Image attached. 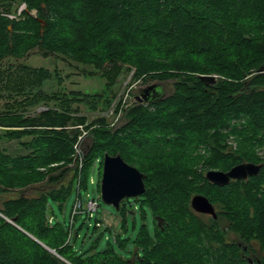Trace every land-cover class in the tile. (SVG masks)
Masks as SVG:
<instances>
[{
  "label": "trees",
  "instance_id": "16d2710c",
  "mask_svg": "<svg viewBox=\"0 0 264 264\" xmlns=\"http://www.w3.org/2000/svg\"><path fill=\"white\" fill-rule=\"evenodd\" d=\"M34 49L89 66L84 73H99L105 90L131 68L133 80L171 79L172 89L122 106L125 120L112 127L79 112L109 105L104 92L48 93L45 81L63 82L58 68L0 67V141L25 151L0 147V264H249L238 243L251 241L264 264V0H0V62ZM77 125L88 129L80 169L69 166ZM105 153L144 173L145 193L121 200L120 227L101 246L111 230L97 216L91 226L86 214L66 224L54 207L62 212L77 184L87 189ZM242 162L262 167L225 185L205 178ZM195 194L216 218L192 210ZM137 213L143 222L123 238ZM84 226L94 237L76 249Z\"/></svg>",
  "mask_w": 264,
  "mask_h": 264
},
{
  "label": "rangeland",
  "instance_id": "374dc122",
  "mask_svg": "<svg viewBox=\"0 0 264 264\" xmlns=\"http://www.w3.org/2000/svg\"><path fill=\"white\" fill-rule=\"evenodd\" d=\"M24 8V4H20L17 7V13H19ZM31 13L35 14V11ZM14 12L10 14L13 16ZM18 62H22L24 64L30 65L32 67H45L50 70L54 69L55 67L58 68L60 74L63 77V82L61 85L57 84L55 80H47L43 83V89L49 92H54L57 90H77L85 93H96V92H104V97L111 99V103L109 105L105 104L104 102H99L95 109H91L88 105L80 104L79 105V112L81 115L86 116L87 122H91L95 120L97 117H104L107 120L109 126L116 127L121 124L125 119L121 111V107L126 108L128 105L137 101V96L140 95L141 90L150 86L155 85L154 89L157 90L160 94H167L172 89V82L173 80L169 79L164 82H161L156 79H132V75L134 72V68H131L130 71H123L122 74L117 78V82L111 87V89L105 90V79L102 78L99 73L94 75H86L83 70L90 69L89 66L78 64L68 59L63 58L60 55H50L49 57H43L39 54V52L34 49L31 50L24 58L21 59H14V58H6L0 62V67H6L9 64H15ZM87 71V70H86ZM105 90V91H104ZM121 102L120 109L118 112H115V106L118 102ZM1 103V101H0ZM45 107L35 108L33 111H39L44 109ZM80 133L77 137V140H80L82 149L84 148V143L87 141L88 129H86L83 125H77ZM80 138V139H79ZM234 140V139H233ZM232 146H235V143ZM0 147H4L5 150L10 154H18L24 153L25 151L21 148L17 141L11 140H1ZM84 151V149H83ZM85 152V151H84ZM262 152H260L261 154ZM73 158V157H72ZM73 163V160H72ZM72 163L69 166H74ZM102 173V165L99 167V164L93 166V168L89 172V177L93 178L96 183L91 184L90 178L87 184V189L81 191V195L84 198L86 193L89 194L90 197L95 196L98 202V209L97 212L93 214V217L88 220V223L93 225L94 216H97L101 220V227H109L111 230L110 232H106L104 237L101 240V246L105 244V237H110L111 240L113 239L112 233L118 231L120 227V217L117 214V211L111 205L105 204L101 197H100V178ZM97 182H99V187L97 192ZM33 193L32 191H27V194ZM17 195L16 192L5 194V197L8 196H15ZM76 195V194H75ZM75 195H72L70 199L67 201L64 209L60 212L56 207L55 215L57 219L64 221L66 224L70 223V210L75 199ZM138 214V213H137ZM206 215V214H205ZM84 214L81 215L83 217ZM150 211L146 209V220L148 227H152V221L150 217ZM132 218H128L129 226L131 225ZM141 217L136 215V227L135 230H131L128 227L129 231L126 235H122L125 238L127 235H133L137 229L139 228L140 224L142 223ZM78 221L75 223V228L78 226ZM86 236V237H85ZM94 236L91 235V227H89V232L84 226L78 233L77 240L75 242V247L86 248L90 244V241L93 239ZM235 237L233 233H228L227 238L232 239ZM236 238V237H235ZM84 242V243H83ZM239 242V241H238ZM254 245L258 246V243L255 241H251ZM131 248V246H130ZM125 255H128L127 253Z\"/></svg>",
  "mask_w": 264,
  "mask_h": 264
},
{
  "label": "water",
  "instance_id": "95a60500",
  "mask_svg": "<svg viewBox=\"0 0 264 264\" xmlns=\"http://www.w3.org/2000/svg\"><path fill=\"white\" fill-rule=\"evenodd\" d=\"M264 66L257 70L262 72ZM204 81L214 83V76H200ZM155 85H150L141 90L138 101H147ZM156 91V90H155ZM262 164L252 162H242L232 166L230 169L216 170L210 169L205 172V178L216 185H225L230 180L246 179L259 173ZM145 174L136 167L128 164L120 154L110 155L105 153L102 159V173L100 178V197L102 201L119 209L121 200L125 198H137L145 193ZM190 206L193 211L200 214L210 215L216 218L214 205L202 194H195L191 197ZM14 222L15 219L9 220ZM53 251V250H51Z\"/></svg>",
  "mask_w": 264,
  "mask_h": 264
},
{
  "label": "built area",
  "instance_id": "2783aa9c",
  "mask_svg": "<svg viewBox=\"0 0 264 264\" xmlns=\"http://www.w3.org/2000/svg\"><path fill=\"white\" fill-rule=\"evenodd\" d=\"M80 139V138H79ZM73 165L77 166L79 169L82 167L83 164V156L84 151L81 147L80 140L74 143L73 145ZM99 160H96L94 166L98 165ZM90 183H96L93 178H90ZM77 194L75 195V199L71 206L70 210V223L73 220L74 216L86 214L89 218L93 217V214L97 212L98 209V202L95 196L90 197L88 193H86L85 197L83 198L81 195V191L78 193L79 185L76 186ZM97 226H101V222H96Z\"/></svg>",
  "mask_w": 264,
  "mask_h": 264
},
{
  "label": "flooded vegetation",
  "instance_id": "af4514ba",
  "mask_svg": "<svg viewBox=\"0 0 264 264\" xmlns=\"http://www.w3.org/2000/svg\"><path fill=\"white\" fill-rule=\"evenodd\" d=\"M238 244L244 250L243 256L249 264H260L261 251L258 246L254 245L253 242H250L248 245H242L240 242Z\"/></svg>",
  "mask_w": 264,
  "mask_h": 264
}]
</instances>
